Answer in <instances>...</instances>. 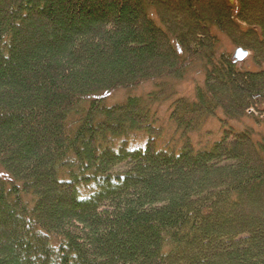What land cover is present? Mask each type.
Listing matches in <instances>:
<instances>
[{
	"label": "trees",
	"instance_id": "16d2710c",
	"mask_svg": "<svg viewBox=\"0 0 264 264\" xmlns=\"http://www.w3.org/2000/svg\"><path fill=\"white\" fill-rule=\"evenodd\" d=\"M247 118L264 125V0H0V264H264V136L226 125Z\"/></svg>",
	"mask_w": 264,
	"mask_h": 264
},
{
	"label": "rangeland",
	"instance_id": "374dc122",
	"mask_svg": "<svg viewBox=\"0 0 264 264\" xmlns=\"http://www.w3.org/2000/svg\"><path fill=\"white\" fill-rule=\"evenodd\" d=\"M219 38V52L226 53L232 57L236 47L231 44V42L222 35H217ZM240 67L243 69L254 70V66L250 62V54L241 63ZM203 74L197 68H193L188 73L184 81L177 84L176 92L177 98L183 97L188 100L194 99V92L196 87H199L203 83ZM154 90L153 84H147L141 86L138 90L134 91V95H146L147 93ZM125 97L124 93H118L110 99V104L120 102ZM170 101L159 102L155 106V111L158 115L159 122L156 127L164 129V136L161 139V143L167 142L169 140L168 134L171 131L170 125L168 124V116L171 108ZM227 123V124H226ZM225 124L232 127V130L243 131L249 129L253 132L256 138L264 136V125L257 123L252 118L241 119L240 121H228ZM224 117L220 111L217 112L216 116L210 118L201 128L200 132L195 135L192 139L197 146L209 147L212 143L219 141L223 136V131H225ZM230 128V127H228ZM142 142V141H140ZM138 142L131 143L130 146H135ZM172 144L170 147H173Z\"/></svg>",
	"mask_w": 264,
	"mask_h": 264
},
{
	"label": "water",
	"instance_id": "95a60500",
	"mask_svg": "<svg viewBox=\"0 0 264 264\" xmlns=\"http://www.w3.org/2000/svg\"><path fill=\"white\" fill-rule=\"evenodd\" d=\"M247 56L248 52L238 47L232 55V60L236 63H240L243 62L247 58Z\"/></svg>",
	"mask_w": 264,
	"mask_h": 264
}]
</instances>
